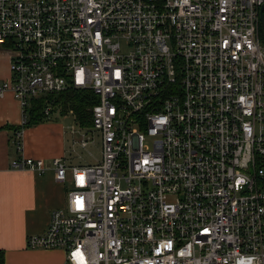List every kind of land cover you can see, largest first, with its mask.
Masks as SVG:
<instances>
[{
  "label": "built area",
  "instance_id": "obj_1",
  "mask_svg": "<svg viewBox=\"0 0 264 264\" xmlns=\"http://www.w3.org/2000/svg\"><path fill=\"white\" fill-rule=\"evenodd\" d=\"M263 5L0 0V99L14 97L23 124L42 98H98L101 158L53 159L66 203L28 249L63 250L66 264H264Z\"/></svg>",
  "mask_w": 264,
  "mask_h": 264
},
{
  "label": "crops",
  "instance_id": "obj_2",
  "mask_svg": "<svg viewBox=\"0 0 264 264\" xmlns=\"http://www.w3.org/2000/svg\"><path fill=\"white\" fill-rule=\"evenodd\" d=\"M8 77V71L0 76ZM54 110L44 121L19 133L16 130L24 125L20 104L10 94L0 99V253L4 264H66L65 251L32 250L26 242L29 235L45 232L51 212L66 203L67 187L56 181L53 159L65 157L71 165H82L75 157L80 144L73 145V142L80 143L86 134L84 131L90 129L78 123L77 129L51 121ZM79 134L81 140L75 138ZM18 142L21 150L17 148ZM21 158L44 160L45 172L13 168L12 163Z\"/></svg>",
  "mask_w": 264,
  "mask_h": 264
},
{
  "label": "trees",
  "instance_id": "obj_3",
  "mask_svg": "<svg viewBox=\"0 0 264 264\" xmlns=\"http://www.w3.org/2000/svg\"><path fill=\"white\" fill-rule=\"evenodd\" d=\"M262 39L264 41L263 31L261 30ZM52 100L55 110H59L62 115H67L72 112L76 118L77 123L82 128L93 127L92 108L98 103L97 96L92 91H81L75 89H69L56 96H50L49 98H42L34 102V108L31 109V116L23 127L16 131H21L31 125L44 121L46 116L43 110L49 103L46 100ZM0 264H4L3 253H0Z\"/></svg>",
  "mask_w": 264,
  "mask_h": 264
},
{
  "label": "rangeland",
  "instance_id": "obj_4",
  "mask_svg": "<svg viewBox=\"0 0 264 264\" xmlns=\"http://www.w3.org/2000/svg\"><path fill=\"white\" fill-rule=\"evenodd\" d=\"M6 71H8V59L7 55H2L0 57V76H3ZM55 108V107H54ZM54 114L51 121H56L58 123H64L65 126L73 125L77 129L80 128L77 124L76 118L72 112H69L66 117L60 113L59 110H54ZM58 112V113H57ZM88 139L92 140L93 143H90L87 148L82 149L81 146L76 147V162L84 166V165H92L95 164L101 158V143H100V136L94 129H86L84 131ZM70 136V137H69ZM69 139L72 138V135H68ZM75 138L78 140L82 139L81 134L75 135Z\"/></svg>",
  "mask_w": 264,
  "mask_h": 264
},
{
  "label": "water",
  "instance_id": "obj_5",
  "mask_svg": "<svg viewBox=\"0 0 264 264\" xmlns=\"http://www.w3.org/2000/svg\"><path fill=\"white\" fill-rule=\"evenodd\" d=\"M260 21H261V28H262L263 35H264V5L261 8Z\"/></svg>",
  "mask_w": 264,
  "mask_h": 264
}]
</instances>
